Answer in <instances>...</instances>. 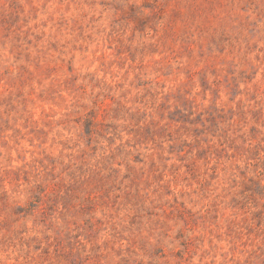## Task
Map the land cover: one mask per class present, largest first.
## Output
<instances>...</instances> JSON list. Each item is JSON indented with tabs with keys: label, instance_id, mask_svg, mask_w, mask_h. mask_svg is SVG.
<instances>
[{
	"label": "rangeland",
	"instance_id": "rangeland-1",
	"mask_svg": "<svg viewBox=\"0 0 264 264\" xmlns=\"http://www.w3.org/2000/svg\"><path fill=\"white\" fill-rule=\"evenodd\" d=\"M0 264H264V0H0Z\"/></svg>",
	"mask_w": 264,
	"mask_h": 264
}]
</instances>
